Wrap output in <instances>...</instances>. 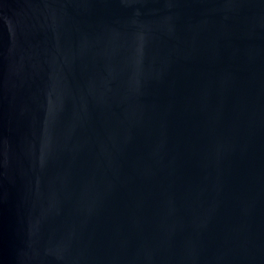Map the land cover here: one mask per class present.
Instances as JSON below:
<instances>
[{
  "label": "water",
  "instance_id": "water-1",
  "mask_svg": "<svg viewBox=\"0 0 264 264\" xmlns=\"http://www.w3.org/2000/svg\"><path fill=\"white\" fill-rule=\"evenodd\" d=\"M0 264H264V0H0Z\"/></svg>",
  "mask_w": 264,
  "mask_h": 264
}]
</instances>
